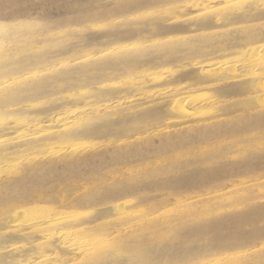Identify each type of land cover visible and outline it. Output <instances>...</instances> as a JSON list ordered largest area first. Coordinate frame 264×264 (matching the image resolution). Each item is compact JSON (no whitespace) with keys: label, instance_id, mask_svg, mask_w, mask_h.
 <instances>
[{"label":"bare ground","instance_id":"1","mask_svg":"<svg viewBox=\"0 0 264 264\" xmlns=\"http://www.w3.org/2000/svg\"><path fill=\"white\" fill-rule=\"evenodd\" d=\"M3 1L12 4L14 11L11 15L0 13V162H6L9 154L21 152V148L24 151L38 144L34 134L16 135L19 123L25 120L33 103L56 95L71 97L55 98L47 109L34 111L37 118L60 106H80L86 98L81 96V90L95 88L98 103L137 89L135 85L107 87L106 83L127 78L137 70L168 64L183 67L190 62L193 68L174 82L192 80L195 86L215 84L214 97H242L230 106L244 114L225 121L202 123L200 119H191L177 123L179 128L171 135L164 134L156 146L117 149L109 157L112 164L143 160L148 153L178 154L184 148L224 135L235 137L264 129V108L254 103L261 106L255 92L261 81L258 74L264 73V61L232 63L233 66L218 67L214 74L197 66L206 60L234 56L237 51L245 56L261 47L264 4L248 2L238 8H223L213 17L191 19L188 27H194L195 32L211 29L219 32L183 37L179 43H172L164 40L168 37L164 35L186 31V26L172 25L161 16L137 23L126 19L109 23V29L99 34L55 31L73 23L89 25L169 4H178L181 12H192L201 4L213 5L212 1L216 0H112L110 3L83 0L79 4L63 3L55 7L66 16L48 22L42 18L48 12L40 6L17 8V0ZM33 10L39 11L38 21L20 19L32 16ZM131 38L150 43L139 49L121 45ZM116 44L120 48L117 51L81 54L89 48ZM198 58L204 60H195ZM187 101L188 97L173 98L153 106L132 101L123 109H111L108 105L101 111L74 105V110L52 112L42 119H46V125L56 123L60 129L57 133L49 129L54 132L52 138L59 142L92 137L123 138L155 126L170 117L174 107L191 102ZM169 104L171 108L166 107ZM37 118L31 122L38 123ZM263 144H251L243 150L228 145L207 155L209 164L202 166L198 162L203 160H176L166 168L145 172L144 179L101 173L105 167L102 155L96 161H91L89 156L64 152L50 153L38 160L23 159L17 163L11 160L14 162L7 163L0 171V264H264V194L234 204L230 212L219 211L213 217L193 215L190 219L162 221L124 217L128 211L125 198L141 191H165L160 195L164 201L181 191L201 189L210 183L225 187L238 177L264 173ZM235 154L237 160L232 159Z\"/></svg>","mask_w":264,"mask_h":264},{"label":"rangeland","instance_id":"2","mask_svg":"<svg viewBox=\"0 0 264 264\" xmlns=\"http://www.w3.org/2000/svg\"><path fill=\"white\" fill-rule=\"evenodd\" d=\"M82 1L83 0H17L16 7L23 8L24 6L26 8L34 9L37 6H40L43 9H45V11L47 10L48 14L42 18L45 20V22H48V21H53V20L56 21L66 16V14H64L62 10H57V8L55 7L63 6L62 5L63 3H69L71 5L79 4ZM94 1H97V0H94ZM98 1H100L101 3H110L112 0H98ZM230 1L232 0L212 1L213 3H215L213 4L214 6L212 4L208 6L207 3H206L207 5L204 3V4H201L203 9L201 6H198L197 8L198 10H194L192 12H189V11L181 12L180 9L177 8L178 4L163 5V7L160 6V7H155V8H143L134 13L130 12V13H126L121 16L120 15L113 16L107 19L108 21L107 20L105 21L97 20L93 23H89V25H87V23L69 24V25L60 27L61 29L55 31V33L68 30L71 32L75 31V32H82L86 34H94V33L99 34L109 29V23H115V22L119 23L125 19L130 22L137 23L140 21H147V19L149 20L156 16H161L165 19L166 18L169 19V21L173 23L172 25H182L183 24L184 26H186V28L184 27L186 31H181V32L179 31V32H174V33L164 35V37L168 36L164 40L167 41L168 39L169 42L173 41L172 43H179L181 40H183V37H185L186 39V38L197 37L198 35H210V34H214L215 32L216 33L219 32V31H216L217 29H211V30L202 31V32H195L193 31L194 27L192 28L188 27V24L191 23L190 21H192L191 19L200 20L202 18L213 17V16L220 14L222 11H224L225 9L223 8H226V7L227 8H230V7L238 8V7H241L247 4L248 2H256L258 4H264V0H234L232 3ZM13 11L14 9H13L12 4H10L7 1L0 0L1 15H8V14L11 15ZM38 12H39L38 10L37 11L33 10L32 16H29V17L23 16L20 19L21 20L34 19L38 21L39 20ZM169 21L167 23H169ZM149 43H150L149 41H146L145 39H142V38L140 39L131 38L127 41H123L121 45H123L124 47H128L129 49L130 48L139 49V48L147 46ZM118 47L119 46L117 44L107 46L106 48L104 46L93 47V48L84 50L81 54L82 55L87 54V53L97 54L100 51H105V50L109 51L110 49H114L111 51H117L120 49ZM108 53H110V51ZM108 53H105V55H107ZM239 53L240 52L237 51V54H234V56L226 55L227 56L226 58L223 57V58H216L215 60L214 59L206 60L200 63L201 66L200 65H197V66L201 67L204 71H210L209 73L214 74V72L216 71L218 67L233 66L231 65L232 63L234 65H237L244 61L248 62L250 60H257V59L259 61L261 60L264 61L263 59L264 58V44H262L261 47L257 46V50L255 48L252 49V51H250L245 56H241V54L239 55ZM226 59L230 61H227ZM195 60H198V61L204 60V58H198ZM216 62L218 63V65L215 66V64H217ZM189 63L190 62H188V64H186L183 67L180 66L179 64H168V65H163L160 67L141 69V70H137L136 73L130 75L129 77L131 78L127 76V78L120 77V78L114 79L110 81L109 83H106L107 87L122 88V87H127L129 85H132V86L135 85L137 86V89L129 93L117 94L115 97L111 99L105 98L104 101H100L98 103H96V100H95V88L94 89L90 88L89 91L81 90L80 92L81 96H83L84 98L86 97V98L83 102L80 103V106L78 104L77 105L82 109L85 108L86 110L88 109L90 111H94V110L101 111L103 110V108L105 109V107H107L108 105H109L108 107H110L111 109L117 108L119 110V109H123L124 107H127L128 104L131 103L132 101L137 102V104L139 103L144 104L145 106H153L157 104H162L164 102H169L173 98L180 99L182 97H188V101L192 102V103L190 102L187 104L183 103L184 105H180L179 107H176V109L174 107L175 110L172 109L171 114H169L171 115L170 117L159 121V123H157L155 126L147 127L146 131L143 130L138 135L132 134V136L123 137V138H93L92 137V138H86V139L85 138L84 139H74L70 141H62V142L60 141L59 142L56 139L52 138L53 137L52 135L54 134V132H51L50 129L53 128L52 131L54 130L56 131V133L60 129H58L55 126L56 123L52 124V126L51 124L48 125V123L46 125V121H45L46 119L44 118H47V115L52 112L53 113L55 112V114H57L61 111L69 110L70 108L74 110L75 104H70L72 105L71 107L70 105L60 106L61 108L58 107L57 109L50 110V111H47L41 114L40 115L41 117H38L40 120L38 121V123L35 121L33 123L31 122L34 120V118H37L35 117V114L33 113L34 111H37V110L47 109L48 108L47 106H50L54 102L53 100L55 98L57 99V97L58 98L60 97L71 98V97L68 96L67 94L56 95V96L50 97L49 99H41L37 103H33L30 106L31 108L28 109L29 111L24 118L25 122L22 121V123L21 122L19 123L20 130L18 133H16V135L17 134L18 136L26 135V133L32 134V135L34 134L35 137L33 138L37 139L39 142L37 145L32 146L33 149L30 147V148H25L26 150L23 151V148H21L20 149L22 150L21 152H18L15 154L12 153L13 155L9 154L8 156L9 158L7 157L8 159L6 162H3V161L0 162V171L4 170L3 168H6L7 163H10V162L12 164V162L14 161H15L14 163H17L18 160L22 161L23 159L38 160L40 158H45L46 156H50V153L51 155H53L55 153L61 154L64 152L67 155L89 156L91 161H96L99 158L104 157L105 167L101 169L100 171L101 173L108 174L110 172L111 173L113 172L116 176H121L122 178L126 177V179L132 178L133 176L137 178L141 177L140 179L142 178L144 179L145 172L150 171V170H155V169L157 170L161 168H166L169 166V164H171L172 162L174 163V161L176 160L183 161V162L203 160L201 162H198L201 164L200 166H202L204 163L209 164V162L206 161L207 155H209L210 153H213L214 151L220 148L226 147L228 145L231 146V148L233 149H236L237 147L238 149L243 150L249 146H252L251 144L254 145L256 143L258 144L264 143V129H256V130H253L241 136H235V137L227 136L226 137L224 135L225 136V137L223 136L224 138L221 136L220 138H217V139H212L209 141L207 140L205 141L206 143L201 142L199 144H195L190 149L184 148L182 149L183 151L182 150L178 151L177 152L178 154L166 153L164 155H157L154 153L152 154L148 153L147 157H145L143 160L137 161L136 159L130 163L128 162V163L112 164L109 157L112 154H115V151L117 149H120V148L127 149L129 147L137 148V146L138 147L140 146L141 147H145V146L152 147L154 145L156 146V144L160 142L164 134L166 135L168 133L171 135L175 129L179 128L178 126H176L177 123H180L183 121H190L191 119H200L202 120V123H206V122L208 123L212 121H225V120L232 119L234 117H240L242 114H244V111L230 106L236 100H239L238 98H242V97H236V98H223V97L220 98L217 96L214 97L215 84L195 86L194 81L192 80H181L179 82H174V80H176V78L181 76L184 72H187L193 68L192 66L189 65ZM258 76L261 78L260 79L261 81L259 83V86L257 87L255 95L258 97V101L261 102V106L260 104H256V102L254 103L255 105H257V107L259 106L258 108H264L263 107L264 106V73L258 74ZM152 79L155 80V82ZM159 79L160 81H158ZM144 84H146L147 86ZM51 101L53 102L51 103ZM149 101H150V104L144 103V102H149ZM171 105L172 104H169L166 107L171 108L170 107ZM33 106H34V109H33ZM257 107L255 109H257ZM89 108H94V110L89 109ZM112 111L114 112V110ZM42 117L44 118L42 119ZM41 119L44 121H42ZM12 120L14 121L15 119H12ZM26 122H30L31 126L32 125L33 126L31 127L30 124ZM39 122H40V126L38 125ZM41 122L43 125L41 124ZM34 125L36 126V128ZM164 125H166L167 127H165ZM155 127H157L158 130ZM25 128H27L26 130H28V132L25 130ZM46 128H48V130H45ZM31 130H35V131L33 132ZM12 135L11 137L16 136V135L15 136H12ZM242 138H245V139L243 140ZM121 141L123 142V144ZM13 142L16 143V141H13ZM100 155L102 156L100 157ZM232 159L237 160V155L235 154L232 157ZM11 160H14V161H11ZM194 164L196 163L193 162V165ZM1 166H2V169H1ZM260 174H263V176H261ZM236 180L235 182L231 183L232 185L228 183V185L225 187L220 185L219 183H210L208 186L202 187L201 188L202 190L201 189H190L187 192L181 191V192L175 193V195L168 196V198L164 201H161L160 195L165 194V191H154V190L141 191L137 193V195L135 196H130V197L125 198L126 200H124V202H125L126 207L128 208L127 209L128 211L126 210L127 214L124 215V217L136 218V219H141V220L142 219L150 220L154 218V220H158V221L159 220L162 221V220L190 219L193 217V215L213 217L214 215L218 214L219 211L230 212L234 204L246 202L250 199V197L256 196L257 194L258 195L264 194V173L263 172L251 174L248 176H242L240 178L238 177Z\"/></svg>","mask_w":264,"mask_h":264}]
</instances>
